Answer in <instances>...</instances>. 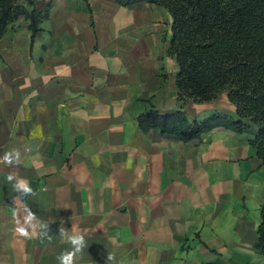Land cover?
Here are the masks:
<instances>
[{"label": "crops", "instance_id": "crops-1", "mask_svg": "<svg viewBox=\"0 0 264 264\" xmlns=\"http://www.w3.org/2000/svg\"><path fill=\"white\" fill-rule=\"evenodd\" d=\"M34 2L47 11L41 30L32 37L19 17L0 37V157L21 153L20 165L0 163V264H58L71 248L59 232L73 229L86 242L75 264H264L253 247L264 204L255 129L216 127L185 143L138 127L149 109L180 107L169 11ZM183 110L236 116L227 91ZM10 172L35 195L16 199ZM25 206L51 238L15 231Z\"/></svg>", "mask_w": 264, "mask_h": 264}, {"label": "trees", "instance_id": "trees-1", "mask_svg": "<svg viewBox=\"0 0 264 264\" xmlns=\"http://www.w3.org/2000/svg\"><path fill=\"white\" fill-rule=\"evenodd\" d=\"M122 6L145 1L172 16L168 55L177 63V102L172 113L149 109L137 116L138 127L158 130L185 143L216 127L236 133L255 129L251 144L264 162V0H115ZM19 17L34 37L47 11L34 0H0V37ZM236 106V116L215 112L203 120L183 110L189 102L214 100L223 92ZM254 249L264 255V204Z\"/></svg>", "mask_w": 264, "mask_h": 264}, {"label": "clouds", "instance_id": "clouds-1", "mask_svg": "<svg viewBox=\"0 0 264 264\" xmlns=\"http://www.w3.org/2000/svg\"><path fill=\"white\" fill-rule=\"evenodd\" d=\"M29 150L30 149H25L26 152ZM0 163H3L8 167L20 165V151L13 149L11 151L5 152L3 156L0 157ZM7 181L12 184L13 191L17 193L16 199L22 200L23 197L35 195V192L25 179L19 178L11 172L7 176ZM23 211L26 213V215L23 217V225L20 224L19 219H16V224L18 226L16 227L15 231L20 236L25 238H31L32 236L51 238L49 236V224L38 221L36 214L29 207L25 206ZM16 216L17 213L13 212V217L16 218ZM34 221L35 223H33ZM29 229L32 230L31 233L29 232ZM59 234L67 239L68 243L71 245V248L61 250L60 254L56 257L58 264H75L77 255L81 253L86 247L84 236L75 229H73L71 233L60 230ZM112 259L113 257L109 255L107 257V264Z\"/></svg>", "mask_w": 264, "mask_h": 264}]
</instances>
